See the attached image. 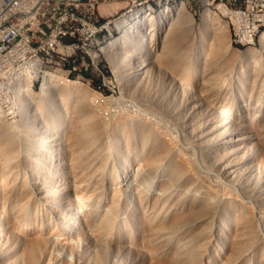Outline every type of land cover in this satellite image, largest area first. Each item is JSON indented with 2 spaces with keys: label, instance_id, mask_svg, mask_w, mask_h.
<instances>
[{
  "label": "rangeland",
  "instance_id": "1",
  "mask_svg": "<svg viewBox=\"0 0 264 264\" xmlns=\"http://www.w3.org/2000/svg\"><path fill=\"white\" fill-rule=\"evenodd\" d=\"M181 3L193 23L179 21L158 28L155 17ZM117 4L111 3L112 9L100 6L101 13H105L103 6L110 9L104 26L97 33L79 34L81 48H74L76 38L66 39L70 49L63 57L56 48L32 75L24 71L21 61L9 68L0 83L5 96L0 107V145L37 141L47 148L40 157L39 173L53 188L40 195L28 178L27 190L35 192L37 201L30 204L26 216L28 228L35 230L27 237L6 220L0 201V264H264V30L254 40L240 42L225 10L203 0L167 4L156 0L150 4L152 20L146 23L141 18L131 29L134 21L126 26L118 22L132 11ZM82 11L84 7L77 9V13ZM206 11L218 20L201 33ZM114 41L113 51L125 55L123 62L131 70L129 86L158 91V82L139 79L145 64L171 84L174 101L188 107L190 95L197 97L202 107L195 125H209L207 135L213 132L217 138L206 146L208 151L200 152L213 175L192 165L193 153L199 152L196 147L198 151L185 149L192 135L171 125L170 116L158 104L136 107L125 101L130 99L129 88L121 84L107 55ZM212 49L217 53H209ZM249 50L255 55L247 58ZM175 60L184 64L179 66H183L184 78L170 71L168 62ZM45 81L46 95L41 92ZM55 82L60 83L58 88L53 87ZM74 86L83 89L85 100L84 109L72 112L69 103L59 102V95L56 101L52 98ZM76 100L82 101L75 97L70 103ZM137 109L155 130L128 131L121 125L102 131L110 149L107 153L113 150L115 136L123 135L118 139L120 151L76 174L68 142L92 140L99 134L96 120L88 114L101 116L109 110L117 116ZM68 116L80 117L81 123ZM164 140L176 143L179 153L165 154ZM181 158L184 163L175 162ZM211 159L217 166L227 162L232 175L215 172ZM1 166L0 180L15 175L9 169L3 172ZM116 176L120 181L114 182ZM82 182L89 184L84 189L89 202L83 206L77 198Z\"/></svg>",
  "mask_w": 264,
  "mask_h": 264
},
{
  "label": "bare ground",
  "instance_id": "2",
  "mask_svg": "<svg viewBox=\"0 0 264 264\" xmlns=\"http://www.w3.org/2000/svg\"><path fill=\"white\" fill-rule=\"evenodd\" d=\"M155 1L156 0H138L137 3H134L132 5V7L128 8L126 10V12L132 11L130 13V15H128V16L126 15L125 17H123L121 20H119L118 24L120 26H126V25H128L134 21L133 24L130 25V28L134 29L136 23H138L141 18L144 19V22H146V20H152V18L154 16L151 15V12L153 11V9H152L150 4L152 2H155ZM159 1H162V0H159ZM164 1L167 4L171 0H164ZM203 1H206L209 6H212L214 4H218L221 8H223L225 10L224 16H226L229 19V21L232 23L235 34L238 36L240 42H244V41L250 42V41L254 40V37L257 35V33L260 30H264V11H263V18H253V19L248 20V33L245 34V36H244V14L239 13V9L236 6H226V3L223 0H203ZM11 2H12V0H0V7L5 6L7 3H11ZM122 5H123V3H119V5L117 4V6H119V7ZM49 7H56V0H49ZM83 7L85 8V11L77 13V15H76V14H69V7L68 6H59V13L69 14L68 15V22L72 23V20L75 21V23H72L73 29L76 31V33H78L80 35H85L88 32L97 33L100 30H102L104 25L99 24V21H93V12H88V6H79L78 9H83ZM102 9H103V12H105V13L106 12L108 13V11H109V8L107 6L106 7L103 6ZM155 18H157L156 19V26L158 28H164V27H167V24H172V23H176L179 21H181V23L182 22L188 23V25L190 23H193V19H192L191 15L185 9V5L183 3L178 4L174 8L166 7ZM4 19H12V12H4ZM202 19H203L202 25L200 26L201 33L203 32L202 29H204V27H206V25H208L209 23H211V24L214 23L212 21L215 20V17L213 15V13H211L210 11H206L203 14ZM216 20H218V19H216ZM216 20H215V22H216ZM150 22L151 21H149L148 24ZM87 23H91V24L87 30H84V24H87ZM67 32H70V25H63V28H60V35H67ZM220 32H221V30H220ZM217 35H218V33H217ZM217 35H214V36L218 37ZM140 37H141V39H143L144 35L140 34ZM220 38H222V37H220ZM41 39H42L43 43H37V45H36L37 54L30 57V58H25L22 60V68L24 69V71L30 73L31 75L37 74L36 72L40 69L41 65L43 64L44 58L48 59L47 56H44V44H50V41H51L50 30H42ZM214 39H216V38L214 37ZM262 39L264 40V34L262 35ZM222 40H223V38L221 39V41ZM116 41H114V42L110 43V45H108L109 48L107 49V55L110 59V62L113 65L114 71L116 72L118 79L121 81V84L124 87L126 86L127 89L129 88V91H127L126 93L130 99H126V100L124 99V100L126 102H128V105L132 104L133 106L136 105V107H137V105H139V103H141V105L149 104V102L154 103V104H158V108L161 109L162 111H164L166 113V115L170 116V119H167V120L169 123H171V125L174 124L175 126L180 127L181 131L184 134H191L192 135V138H188L186 140V141H190V143L186 144L187 147L185 146L186 147L185 149H187V150H192L194 147L198 148V150H199V152H197L198 154L193 153L194 159H193L192 165L194 167L198 166V167H200V169H206L208 174L213 175L211 173V171H212L211 168L207 167L205 165V162L201 161L200 152L204 153V152L208 151L209 148H207L206 146L209 145V143L211 141H217V138L215 137L216 136L215 134L213 135V132L210 136L207 135V132L209 130V125H204V126H202V124H200V126H199V124L195 125V122H194L195 118L198 117V112L200 111V109L202 107V106L200 107L201 104L199 103L197 97L194 96V94L190 95V97H192V99L189 102L188 101L186 102L188 107L174 101L173 97L171 96V93H174V92H172L173 87L171 86V84L167 83L166 80L160 75V73H158V72L154 73L152 71L150 65H145V64H143L142 68H140V72L144 71V74L142 73L141 75H139V79L140 80L145 79V82H149V81H153V80L156 83L158 82L159 83L158 88H157L158 91L151 93L147 87H145V86L141 87L138 84H133V86H129L128 83L133 76H132V74H130L131 70L127 66H125V63L123 62L125 55L121 54L122 56L120 57L116 54V52L113 51V48L115 47V45L117 43ZM125 42H127L126 39H125ZM215 46H216V44H215ZM218 46H219V44H218ZM221 46H222V43H221L220 47ZM214 50L209 51V53L212 52L211 54H214V52H216ZM177 53H179V52H177ZM254 55H255L254 51L249 50L246 53L245 57L249 58V57H253ZM209 56H210V54H209ZM220 59H223V58L221 57ZM176 60H177V57H176ZM175 61L172 64H170L171 61L168 62V64L170 65V68H171L170 71L177 74L180 78H184L183 77V76H185V71L183 69L184 64H181V65H183L182 69H181V68H179V66H181V65L177 62L178 60L176 62ZM181 62H183V61H181ZM8 70H9V68L4 69V71L0 74V83L3 82L4 78L6 77V75L8 73ZM167 75H169V74H167ZM186 77H187V75H186ZM59 84L57 82H55V83H53V87L58 88ZM60 87H62V86H60ZM68 87H69V85H68ZM78 87H83V86L81 85ZM78 87L75 88V86H74V89L73 88L69 89L66 87L67 89H69V90L66 89V91H62L60 88V90L62 92L58 91L57 94H54L52 99L54 101H56L57 96L59 95L60 96L59 102L62 104L67 103V105L69 103L68 107L72 112H74L76 110L84 109V106H83V101L85 100V97H84L85 94L83 92L84 87L81 90ZM41 92L44 95L48 94V92H49V88H47V82L46 81L43 82V84H42ZM81 96H82V98L80 99ZM75 97H78L79 100H82V101H80V103H79V101L76 100L75 103L71 104L70 103L71 100L74 99ZM54 105H55V102H54ZM119 106H120V104H119ZM66 107H64V108H66ZM137 110H135L134 112L129 111V112H126L123 114L120 113V115L117 114V116L116 115L113 116V112H111L109 110H107L106 113L104 112L105 115H101L102 117L100 115H97L98 113L97 114L94 113V115H93V113L88 114V116L90 115L93 120L94 119L96 120L94 126H95V129L98 131L99 134L98 135L96 134V137L92 140L89 138L91 141H88L89 139L88 140L86 139L87 141H69L68 142L69 150H70V153L72 155V167L76 170V174H80L81 172L84 173V171H87L88 169H90V166L95 161H98V163L103 162L104 156H109L111 154H115V153H118V151H120V147H121L120 145L122 144V142L118 141V139L122 138L123 135L115 136V141L113 144V150L110 153L109 152L107 153V151L110 149H108L107 143L105 144L103 142L104 140H103L102 131H104L106 133V132L112 131L113 128L114 129L118 128L121 125L125 126L123 128H126V127L129 128V129H127L128 131H130V129H134V128H136L140 131H144L146 133H149L150 131L155 130L150 125H148L147 123L144 122V117L141 115L142 112L139 109H137ZM102 111H103V109H102ZM96 112H97V110H96ZM85 116H86V114H85ZM97 116L98 117L100 116L99 117L100 119ZM75 117L76 116H68V120L72 119V118L75 120ZM79 118H77L75 121L76 122L79 121L80 120ZM98 119H99V121H98ZM89 120H91V119L89 118L88 121ZM72 124H73V122H72ZM77 125L74 123V126H77ZM79 126H81V125H79ZM76 128H80V127H76ZM75 131H76V129H75ZM89 136H90V134H89ZM129 138H132V137H129ZM191 141H193V142H191ZM161 143H162V146H161L162 151L165 154L177 155L180 151L178 149L176 143L171 144V142L167 141V140H164ZM135 148H136V146H135ZM193 150L195 151L196 149L194 148ZM198 150H196V151H198ZM212 150H213V148H212ZM46 151H47V148L41 147L40 143L37 141H20L19 145H17L15 143V141H3L2 144L0 145V164L2 165L1 169L3 170V172H4V170L9 169L11 172L15 173V175L10 173V176L8 175L9 177L3 176V179L0 180V201H2V203H3L2 204L3 210H6L3 212V214H4V217L6 218V220L8 222L14 224V226H16L20 230V232H19L20 235L25 236V237H27L28 235H32V232H35L34 229L30 230L31 228H28L29 222L26 219V216L31 211V208H30L31 205L30 204L37 201V199H34V197H33V194L35 192L34 191L29 192L27 190L28 178H29V180H31L30 184H32V186H34L33 188L40 195L43 194L42 192H45V194H46L48 191H51V189H53L52 187H49L50 185H46L44 183L45 180H44L43 176L40 175L41 173H39V165L41 162L40 157L45 155ZM190 153L192 154V152H190ZM138 156L142 157V154L138 153ZM212 161H214V159L210 160V163H211L210 165H212L211 167L214 169L215 172H217V171L218 172L219 171L227 172L228 177L230 175H232L230 173V169H228L229 164L227 162H224L222 165L217 166ZM175 162H178V163L183 162L184 163L185 160H184V158L183 159L181 158L179 160H176ZM55 171H56V169H55ZM41 172L43 173L45 171L42 170ZM115 181H120V178H118V176H116L114 178V182ZM88 186H89V184L87 182H82L79 190H77L78 191V197L77 198L80 200L82 206L89 202V198L86 197V195H84V192H85L84 189L87 188ZM46 201L49 204L48 199ZM90 201H92V203L97 202V201L94 202V200H90ZM30 222L34 223L33 221H30Z\"/></svg>",
  "mask_w": 264,
  "mask_h": 264
},
{
  "label": "built area",
  "instance_id": "3",
  "mask_svg": "<svg viewBox=\"0 0 264 264\" xmlns=\"http://www.w3.org/2000/svg\"><path fill=\"white\" fill-rule=\"evenodd\" d=\"M226 6H236L239 13L244 14V36L248 33V20L263 18L264 0H223ZM138 0H56V7H49V0H12L0 7V74L7 68H16L25 58L37 54V43H43L42 30H50V44H44V56L58 48L62 57L70 49L66 39L76 38L74 48L82 47L79 34L68 22L69 14H76L79 6H88V12H93V21L103 23L108 13H101L100 6L111 3H123L124 10L132 7ZM59 6H68L69 14L59 13ZM109 9V11H110ZM4 12H12V19H4ZM91 23L84 24L87 30ZM70 25L67 35H60V28ZM4 94L0 93V107L4 102Z\"/></svg>",
  "mask_w": 264,
  "mask_h": 264
}]
</instances>
